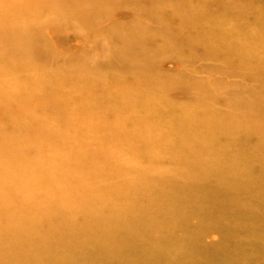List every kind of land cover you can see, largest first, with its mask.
Returning <instances> with one entry per match:
<instances>
[{
    "label": "bare ground",
    "instance_id": "1",
    "mask_svg": "<svg viewBox=\"0 0 264 264\" xmlns=\"http://www.w3.org/2000/svg\"><path fill=\"white\" fill-rule=\"evenodd\" d=\"M0 264H264V0H0Z\"/></svg>",
    "mask_w": 264,
    "mask_h": 264
}]
</instances>
